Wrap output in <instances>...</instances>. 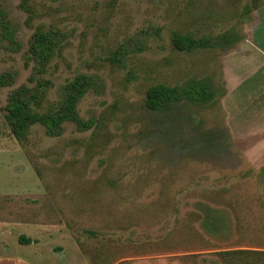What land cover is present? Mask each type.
Masks as SVG:
<instances>
[{
  "label": "rangeland",
  "instance_id": "1",
  "mask_svg": "<svg viewBox=\"0 0 264 264\" xmlns=\"http://www.w3.org/2000/svg\"><path fill=\"white\" fill-rule=\"evenodd\" d=\"M0 10L15 40L0 37V77H11L0 84V264H264V167L233 147L224 109L232 54L264 31V0H0ZM50 29L60 48L42 111L87 76L77 112L93 125L47 136L35 124L17 140L8 97L35 89L28 49ZM174 32L214 46L175 51ZM191 79L209 81L214 104L144 108L148 88ZM199 204L226 216V237L204 232ZM235 250L246 253L219 254Z\"/></svg>",
  "mask_w": 264,
  "mask_h": 264
},
{
  "label": "trees",
  "instance_id": "2",
  "mask_svg": "<svg viewBox=\"0 0 264 264\" xmlns=\"http://www.w3.org/2000/svg\"><path fill=\"white\" fill-rule=\"evenodd\" d=\"M53 30H38L30 41L27 60L33 63L32 75L29 81L35 83V89L21 86L8 97L5 119L11 135L21 140L26 136L30 126L39 124L44 128L47 136H58L64 123H72L78 131L89 130L92 123L84 122L79 117L77 105L84 94L93 87L92 78L78 75L69 81L62 89L57 103L42 111V102L49 88L50 82L42 78L48 70L53 57L60 48ZM0 37L9 44H15L14 32L5 14L0 10ZM171 46L178 52H190L196 49L212 48L214 41L208 38L193 39L188 35L174 32L171 36ZM220 43H228L229 35H224ZM231 45V44H230ZM123 52L118 51L111 58L112 63L122 64ZM11 81L9 75L0 77V84ZM225 91L221 93V96ZM185 101L189 105L205 107L215 103V92L209 81L191 79L184 88L155 85L147 89L144 98V108L151 112L169 111L175 103ZM203 212L201 220L205 233L215 237H226L228 233L226 216L220 210L199 204ZM20 245H29L33 241L25 236H19ZM245 251L235 250L220 252L221 256L245 254ZM256 255L264 257V252Z\"/></svg>",
  "mask_w": 264,
  "mask_h": 264
},
{
  "label": "crops",
  "instance_id": "3",
  "mask_svg": "<svg viewBox=\"0 0 264 264\" xmlns=\"http://www.w3.org/2000/svg\"><path fill=\"white\" fill-rule=\"evenodd\" d=\"M234 54L226 74V124L233 147L252 166L264 167V31Z\"/></svg>",
  "mask_w": 264,
  "mask_h": 264
}]
</instances>
